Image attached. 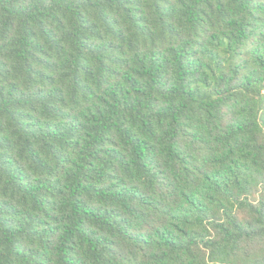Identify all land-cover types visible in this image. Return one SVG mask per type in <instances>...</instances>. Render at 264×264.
<instances>
[{"label": "trees", "instance_id": "1", "mask_svg": "<svg viewBox=\"0 0 264 264\" xmlns=\"http://www.w3.org/2000/svg\"><path fill=\"white\" fill-rule=\"evenodd\" d=\"M0 264H264V0H0Z\"/></svg>", "mask_w": 264, "mask_h": 264}]
</instances>
